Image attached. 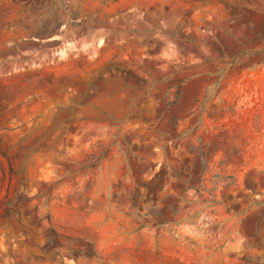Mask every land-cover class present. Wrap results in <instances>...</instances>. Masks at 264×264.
<instances>
[{
  "label": "rangeland",
  "instance_id": "1",
  "mask_svg": "<svg viewBox=\"0 0 264 264\" xmlns=\"http://www.w3.org/2000/svg\"><path fill=\"white\" fill-rule=\"evenodd\" d=\"M0 264H264V0H0Z\"/></svg>",
  "mask_w": 264,
  "mask_h": 264
}]
</instances>
